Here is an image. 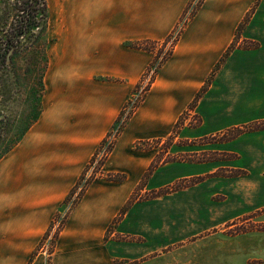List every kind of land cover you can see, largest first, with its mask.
<instances>
[{
	"label": "crops",
	"instance_id": "0c3cea01",
	"mask_svg": "<svg viewBox=\"0 0 264 264\" xmlns=\"http://www.w3.org/2000/svg\"><path fill=\"white\" fill-rule=\"evenodd\" d=\"M191 1H51L41 110L0 158V264H210L186 260L202 253L264 261V230L227 233L251 217L264 224V0L202 2L117 140L104 176L90 184L52 254L39 252L155 61L134 45L165 42ZM248 127L254 129L222 140ZM170 138L175 143L164 153L174 160L157 164L165 151L157 147ZM139 143L145 148L136 150ZM182 182L189 184L153 196ZM137 193L146 198L135 200Z\"/></svg>",
	"mask_w": 264,
	"mask_h": 264
},
{
	"label": "rangeland",
	"instance_id": "374dc122",
	"mask_svg": "<svg viewBox=\"0 0 264 264\" xmlns=\"http://www.w3.org/2000/svg\"><path fill=\"white\" fill-rule=\"evenodd\" d=\"M51 1L52 0H46V8H47L48 17L45 22H41V24L45 27L44 32L39 36V38L36 39L35 42L33 40H30L29 38L27 40L26 39L23 40L21 49L17 52V54L14 57L13 69L12 70L9 68L6 69L4 75L2 76L6 87L8 88H6L7 89L6 91H4L2 87H0V117L3 116L6 118V120H4L3 122L2 121L0 122V131L3 126H5L6 128H10L11 126H14V127L17 126V124L20 122L22 123V119L30 111L31 104H36L37 110L39 108L38 101H40L41 96L44 91L43 80H44V75H45V72L48 66V61H49L48 49L50 45V38L48 36L49 35L48 33H49V28H50ZM3 5L4 3L0 2V11L3 9ZM37 32H40V31H37ZM175 47L172 48L171 50H167L166 46L162 48L158 46L154 48L153 50L156 51L157 53L160 52L164 56L165 55L168 56L171 53L173 55ZM159 70L157 72V75L159 73ZM157 75H155L151 84L154 83L155 79L157 78ZM16 84L18 86H16ZM34 93L36 94V96H33ZM186 119H187V116H184L182 120L180 121L185 124ZM179 123L180 122H178L177 128L179 127ZM184 124H181L180 126H183ZM4 139L5 141L14 140L12 135H8ZM174 143L175 142H173V139L170 138V140L164 142L157 148L160 151L165 150V149L167 150L170 146L174 145ZM140 144L143 145L142 146L143 148H145L144 144L142 143ZM177 144L179 143L177 142ZM176 149H177L176 147L173 148V150H176ZM136 150H140V149L138 148ZM166 150L162 151L159 154L158 161H156L157 164H160L161 162L163 163V162L171 161L173 159L171 156H167L166 153H164L166 152ZM197 159H200V161H202L203 159H206V158H204L203 156H198L194 160H197ZM106 161L104 162V164L106 163ZM157 164L153 165V167L155 168ZM100 175L104 176V173ZM219 175L226 176V172H220ZM181 184L183 185V183ZM134 198L135 200H142L146 198V195L137 193ZM255 230H264V224L259 223L258 219H256L255 217H251L250 219H244V220L234 223L227 233L231 235H237V234H242V233L251 232ZM55 244H56V241L54 242V245ZM201 249L205 250L203 249V246ZM52 251L53 250L50 251L49 253L50 255L52 254ZM257 256L258 255H251L245 258L251 261L250 264H264V261L259 262L258 260L259 257ZM241 258L242 257H236L234 259L235 262L233 263L232 260L228 259L225 254L220 255L218 258L210 259V256L206 255L205 253H202L199 259H195L191 255H189L188 257H186V260L193 261V262L202 261L203 263V259H205L207 263L216 264L217 262H225L227 259L229 264H242L243 260ZM147 264H158V263L151 262Z\"/></svg>",
	"mask_w": 264,
	"mask_h": 264
},
{
	"label": "trees",
	"instance_id": "16d2710c",
	"mask_svg": "<svg viewBox=\"0 0 264 264\" xmlns=\"http://www.w3.org/2000/svg\"><path fill=\"white\" fill-rule=\"evenodd\" d=\"M202 0L197 7V10L194 14L198 12L202 2ZM3 2V9L0 11V87L4 91H6L8 87H6L5 82L2 76L5 73L6 69H13L14 57L17 52L21 49V45L23 40H30L36 41L37 38L44 32L45 27L41 24V22H45L47 20V8H46V0H0ZM40 31V32H37ZM38 33V34H36ZM167 41V40H166ZM152 42V41H144L139 42L134 45L137 49L144 50L150 53L155 54V61L154 63L159 61L160 56L162 55L160 52H156L153 49L156 47H165L167 42ZM170 55V56H169ZM168 56L165 55L158 64V70L170 59L171 54ZM168 57V58H167ZM16 86H18L16 84ZM33 96H36L34 93ZM41 100V99H40ZM39 105V112L37 110L36 104H31L30 111L27 115L24 116L22 119V123H18L17 126H11L10 128H6L3 126L0 131V158L8 153L10 149L21 139V137L25 134V132L32 126V124L37 120L38 115L41 110V101H38ZM6 120L5 117H0V122ZM254 129V128H253ZM252 128H245V129H238L231 131L230 137L226 135L222 138V140L233 139L238 137L239 135L253 130ZM8 135H12L13 141H5V137ZM160 142H157L159 144ZM156 144V143H154ZM140 143L136 145L135 149H143ZM142 147V148H140ZM104 164V163H103ZM88 169V168H87ZM102 174V173H101ZM84 175L80 178L79 182L77 183L76 187L80 184L81 180L83 179ZM103 177V175H95L89 180L87 186L85 187L84 191L81 193L80 200L83 198L84 194L86 193L89 185L97 178ZM106 178L110 181H122L123 176L121 175H107ZM199 179L191 181L190 183H195ZM183 185L177 184L175 186L169 187L163 191H160L153 196H161L171 192L178 191L186 186H188V182H182ZM75 187V188H76ZM75 188L73 189L72 193L74 192ZM58 237V236H57ZM57 240V239H56Z\"/></svg>",
	"mask_w": 264,
	"mask_h": 264
},
{
	"label": "built area",
	"instance_id": "2783aa9c",
	"mask_svg": "<svg viewBox=\"0 0 264 264\" xmlns=\"http://www.w3.org/2000/svg\"><path fill=\"white\" fill-rule=\"evenodd\" d=\"M202 0H192L186 13L182 17L181 21L178 23L177 27L174 29L170 37L167 39L166 49L171 50L176 46L178 43L186 25L189 21L194 17V14ZM164 55H161L159 61L153 63L142 79L140 80L138 86L132 93L130 99L128 100L127 104L125 105L124 109L122 110L120 117L115 122L114 126L112 127L111 131L107 135L106 139L100 145L98 151L96 152L94 158L92 159L88 169L85 172V176L81 180L80 184L75 188L74 192L70 194L67 200L64 202L62 209L58 213V215L54 218L50 230L46 234L44 240L42 241L39 252L44 255H50V251L53 250L54 242L57 239V236L63 230L66 222L71 215L72 211L78 205L81 193L84 191L85 187L87 186L89 180L97 173L100 175L102 173L103 163L107 160V158L112 153L117 140L120 138L122 133L124 132L128 122L133 117V115L138 110L141 103L146 98V95L149 91V87L152 85L151 82L153 81L155 75L158 72V64L163 58ZM187 115L191 116L190 113ZM186 115V116H187ZM188 119L185 120V122ZM197 120L195 118L192 119L191 123H196ZM90 186V185H89Z\"/></svg>",
	"mask_w": 264,
	"mask_h": 264
}]
</instances>
